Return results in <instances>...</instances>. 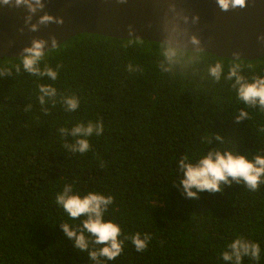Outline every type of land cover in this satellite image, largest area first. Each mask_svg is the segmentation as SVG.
I'll return each instance as SVG.
<instances>
[{
    "label": "trees",
    "instance_id": "1",
    "mask_svg": "<svg viewBox=\"0 0 264 264\" xmlns=\"http://www.w3.org/2000/svg\"><path fill=\"white\" fill-rule=\"evenodd\" d=\"M45 53L40 67L59 66L55 81L37 79L22 64L17 73L20 58L0 59V264H95L60 226L80 223L55 202L65 184L112 195L104 219L120 226L121 239L151 236L143 252L125 240L120 256L105 264H234L220 254L237 236L262 250L259 261L244 257L242 264H264V184L253 192L233 182L198 199L178 185L185 154L264 156V108L241 100L236 84V76L264 79V58L231 60L88 33ZM217 65L219 80L210 73ZM42 83L57 89L48 113L38 101ZM71 95L80 100L74 112L60 102ZM90 120L104 125L88 138L90 150H65L74 138L58 130Z\"/></svg>",
    "mask_w": 264,
    "mask_h": 264
},
{
    "label": "water",
    "instance_id": "2",
    "mask_svg": "<svg viewBox=\"0 0 264 264\" xmlns=\"http://www.w3.org/2000/svg\"><path fill=\"white\" fill-rule=\"evenodd\" d=\"M29 15L26 7L0 3V59L21 58L34 39L57 46L88 33L119 40L140 39L184 51L231 60L264 58V0L222 9L218 0H42ZM53 20L39 24L41 16ZM59 21V22H57Z\"/></svg>",
    "mask_w": 264,
    "mask_h": 264
},
{
    "label": "clouds",
    "instance_id": "3",
    "mask_svg": "<svg viewBox=\"0 0 264 264\" xmlns=\"http://www.w3.org/2000/svg\"><path fill=\"white\" fill-rule=\"evenodd\" d=\"M222 9L232 7H243L245 0H218ZM0 3L12 7H26L29 15L26 17V23L31 20V14L37 9L43 8L42 0H0ZM53 17L43 15L39 18L37 24L31 26L35 31L39 24H47L52 21ZM59 22V21H57ZM47 42L43 39H34L32 46L25 48L24 55L20 58V63L16 65V71L19 73L20 64L23 69L37 79L47 76L49 80L58 79V68L53 69L45 65L40 67L41 61L46 58L44 46ZM52 50L57 48L55 37L51 38ZM51 51V50H50ZM220 66L217 65L210 69L211 75L219 80ZM5 73L0 70V76ZM236 75L235 71L230 76ZM236 84L239 85L238 96L245 103L250 105H259L264 108V79H258L253 83H247L243 77L236 76ZM38 101L42 106V111L48 113L47 104L49 101L55 106L57 89L51 84H39ZM60 102L65 105V111L74 112L80 106V100L76 95L62 96ZM27 105L26 108H30ZM246 114L241 113L237 117V121L242 119ZM59 134L62 138L71 136L74 142L65 143L64 148L71 153H86L90 150L91 145L88 138L96 135L100 136L104 132L102 121H88L87 123H77L71 129L61 127ZM216 139H221L219 136ZM179 183L182 193L188 199H198V193L207 191L216 193L223 191L225 185L233 182L243 183L250 191H258L261 184H264V156L256 155L254 159L249 160L244 155L235 154L232 151L221 152L213 149L199 158H191L187 154L183 155L179 161ZM103 166V164L101 165ZM177 185V184H176ZM55 202L67 214L72 221L79 220L76 228L70 227L67 222L61 223V228L69 239L74 241V248L81 252H88V255L95 264H102V261H114L123 252L125 240H131L137 252H143L147 249L151 236L147 233L143 235L139 232L131 235L120 237L123 235L120 226L112 220H105L109 206L113 204L114 197L112 195H104L97 191H89L81 194L74 191L72 184H65L63 190L58 192ZM78 229V230H77ZM100 246L90 250L89 245ZM227 249L223 250L220 258L223 261L233 262L234 264H242L244 257H250L253 261L261 259V247L258 243L237 236L226 245Z\"/></svg>",
    "mask_w": 264,
    "mask_h": 264
}]
</instances>
